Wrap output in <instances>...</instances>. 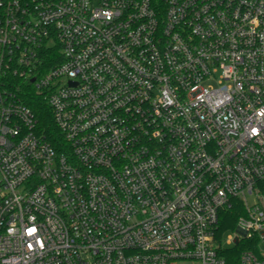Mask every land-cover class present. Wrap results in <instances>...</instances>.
Instances as JSON below:
<instances>
[{"label": "built area", "instance_id": "2783aa9c", "mask_svg": "<svg viewBox=\"0 0 264 264\" xmlns=\"http://www.w3.org/2000/svg\"><path fill=\"white\" fill-rule=\"evenodd\" d=\"M262 244L264 0H0V264H264Z\"/></svg>", "mask_w": 264, "mask_h": 264}, {"label": "trees", "instance_id": "16d2710c", "mask_svg": "<svg viewBox=\"0 0 264 264\" xmlns=\"http://www.w3.org/2000/svg\"><path fill=\"white\" fill-rule=\"evenodd\" d=\"M46 54L47 55H45V57L47 58V61H45V69L53 64V62H51L52 59L50 58L53 55H57V50H50ZM18 84L22 86L19 91L22 99L32 109L37 118L38 131L57 148H61L62 134L56 124L53 111L47 101L46 95L38 91L35 85L29 80H20V82L18 81ZM242 213L243 209L239 204L233 208L225 209L221 215V224L219 228L220 233H224L228 229L235 228L237 220ZM248 248L255 249L253 242L243 239L234 247L228 249L231 250V252H224L223 254L230 263H237L241 252Z\"/></svg>", "mask_w": 264, "mask_h": 264}, {"label": "rangeland", "instance_id": "374dc122", "mask_svg": "<svg viewBox=\"0 0 264 264\" xmlns=\"http://www.w3.org/2000/svg\"><path fill=\"white\" fill-rule=\"evenodd\" d=\"M249 202L250 203H253L254 202V197L252 196H249ZM234 229H228L224 232V236L227 237L228 235L230 234H233V231ZM262 250H264V244H262ZM184 264H192L191 262H187V263H184Z\"/></svg>", "mask_w": 264, "mask_h": 264}, {"label": "water", "instance_id": "95a60500", "mask_svg": "<svg viewBox=\"0 0 264 264\" xmlns=\"http://www.w3.org/2000/svg\"><path fill=\"white\" fill-rule=\"evenodd\" d=\"M32 81H34V79H32Z\"/></svg>", "mask_w": 264, "mask_h": 264}]
</instances>
